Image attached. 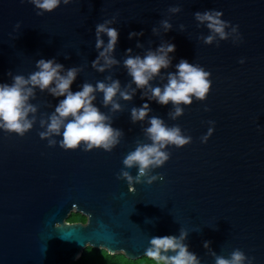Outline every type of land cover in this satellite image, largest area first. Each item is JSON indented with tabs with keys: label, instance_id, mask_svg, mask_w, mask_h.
Returning a JSON list of instances; mask_svg holds the SVG:
<instances>
[{
	"label": "water",
	"instance_id": "1",
	"mask_svg": "<svg viewBox=\"0 0 264 264\" xmlns=\"http://www.w3.org/2000/svg\"><path fill=\"white\" fill-rule=\"evenodd\" d=\"M206 11L223 13L227 39L204 43L212 33L195 13ZM38 12L30 0H0V83H12L9 72L27 78L38 60L54 59L62 75L78 69L73 92L119 80L131 93L127 49L143 58L172 43L171 65L151 87L163 89L181 59L210 72L211 87L205 100L181 105L184 114L175 120L173 105L149 100V88L136 89L130 101L117 94L120 111L105 107L96 92L93 103L122 132L111 152L84 151L83 144L66 150L62 136L41 139L63 97L35 88L28 101L36 108L28 116L32 128L23 136L0 129V264H70L86 246L135 259L145 256L152 237H178L181 229L200 264H215L213 253L230 258L235 249L249 258L244 264H264V0H61L53 11ZM164 20L171 29L165 31ZM105 21L119 32L111 54L119 63L99 72L92 66L102 51L96 26ZM132 32L143 35L129 39ZM101 38L106 46L108 37ZM144 103L148 117L133 123L131 110ZM153 116L179 126L191 142L163 149L169 159L150 172L158 178L130 188L118 176L123 170L135 177L138 168L127 169L123 160L151 142L145 129ZM72 211L85 220H67Z\"/></svg>",
	"mask_w": 264,
	"mask_h": 264
},
{
	"label": "clouds",
	"instance_id": "2",
	"mask_svg": "<svg viewBox=\"0 0 264 264\" xmlns=\"http://www.w3.org/2000/svg\"><path fill=\"white\" fill-rule=\"evenodd\" d=\"M37 9L42 12H51L60 6L61 0H30ZM68 4L69 0H63ZM171 12H179V7L169 9ZM42 12H38L40 15ZM223 13L219 11H206L204 13H195V18L201 24H206L212 34L204 37L205 44H212L218 35L220 39H227L225 28L229 22L222 20ZM112 21H105L96 26V48L102 49L99 52L92 66L99 72L119 63L112 57V52L119 39V32L114 27L107 25ZM165 31L171 29L172 25L167 21H161ZM157 30L153 29L155 33ZM235 31V29H233ZM103 35L108 37L107 45L101 38ZM143 32L129 33V39L134 36H142ZM137 47H141L137 43ZM175 45L172 43L161 44L156 51L149 50L141 58L132 56V49H127L129 55L124 60V66L132 78V83L136 88L131 93L127 90H121L119 80H111V83L98 81L95 86L85 83L82 90L73 92L71 86L76 79L78 69L70 68L65 74H61L64 66L57 63L54 59H40L36 62L35 71L27 78L23 75L12 76V83H0V129L9 133H15L23 136L29 131L34 122L28 119L29 113H35L36 108L28 101L34 98V89L39 88L41 91L48 90L53 97H63L55 107V112L49 117L47 130L39 133L41 139L52 135L62 136L60 146L64 149H77L82 144L85 145L84 151L93 148L103 149L111 152L116 145L120 143L122 132L114 129L111 125L110 118L102 113L93 103L96 100V92L103 94V105H111L113 111H120V104L114 99L117 94L124 100H131L136 89L149 88L151 96L149 100H155L161 105H173L174 111L171 112L170 118L175 120L184 114L181 105L188 106L193 102V97L198 101L206 99L211 87L209 76L210 72L205 71L198 65L190 64L187 60L181 59L176 65V72L169 73L167 83L163 89L161 87H151L150 81L160 75L161 69H167L171 65L169 53L175 52ZM103 60V64L100 61ZM243 61H241L242 63ZM151 111L149 104L144 103L139 108L131 110V119L135 123L144 121ZM67 121V122H65ZM150 126L145 129V134L150 143L137 144L134 151L129 152L123 160L127 169L138 168V173L133 177L128 171H121L118 178L125 179L130 188L134 183L151 184L157 176H151L153 168L164 165L169 159V153L164 151L167 146L174 145L177 148L183 147L191 142L190 136L182 134L179 126H167L164 121L158 117L149 119ZM44 124V121H41ZM212 129H209V135ZM207 140V136L204 137ZM56 141L50 140L49 144H55ZM141 178H146L142 180ZM163 179L162 176L159 177ZM188 233L181 229L180 235L155 236L150 239V247L146 249L145 257L149 264H200L197 256L188 250V246L183 243ZM210 242L205 241L204 246L208 247ZM215 257V264H244L246 257L243 251L235 249L231 252L230 258L223 256ZM254 259V258H252ZM251 264V261H249Z\"/></svg>",
	"mask_w": 264,
	"mask_h": 264
},
{
	"label": "trees",
	"instance_id": "3",
	"mask_svg": "<svg viewBox=\"0 0 264 264\" xmlns=\"http://www.w3.org/2000/svg\"><path fill=\"white\" fill-rule=\"evenodd\" d=\"M67 220H83V216L77 212H72L67 216ZM70 264H149V261L145 256L129 259L122 253H108L102 248L86 246Z\"/></svg>",
	"mask_w": 264,
	"mask_h": 264
},
{
	"label": "flooded vegetation",
	"instance_id": "4",
	"mask_svg": "<svg viewBox=\"0 0 264 264\" xmlns=\"http://www.w3.org/2000/svg\"><path fill=\"white\" fill-rule=\"evenodd\" d=\"M82 215V214H81ZM83 216V220H81V221H84L85 220V216L84 215H82Z\"/></svg>",
	"mask_w": 264,
	"mask_h": 264
},
{
	"label": "rangeland",
	"instance_id": "5",
	"mask_svg": "<svg viewBox=\"0 0 264 264\" xmlns=\"http://www.w3.org/2000/svg\"><path fill=\"white\" fill-rule=\"evenodd\" d=\"M72 212H74V211H72ZM72 212H71V213H72ZM77 213H78V212H77Z\"/></svg>",
	"mask_w": 264,
	"mask_h": 264
}]
</instances>
